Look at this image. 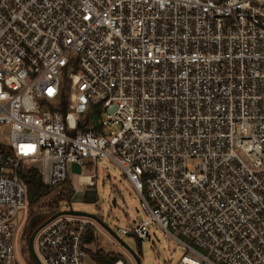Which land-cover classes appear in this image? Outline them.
Returning <instances> with one entry per match:
<instances>
[{
  "label": "built area",
  "instance_id": "obj_1",
  "mask_svg": "<svg viewBox=\"0 0 264 264\" xmlns=\"http://www.w3.org/2000/svg\"><path fill=\"white\" fill-rule=\"evenodd\" d=\"M99 160L139 196L121 235L264 264V0H0V264H23L20 173L58 187ZM90 227L41 228L39 264H84Z\"/></svg>",
  "mask_w": 264,
  "mask_h": 264
},
{
  "label": "rangeland",
  "instance_id": "obj_2",
  "mask_svg": "<svg viewBox=\"0 0 264 264\" xmlns=\"http://www.w3.org/2000/svg\"><path fill=\"white\" fill-rule=\"evenodd\" d=\"M69 93L70 90L68 89ZM33 168L42 170V164H35ZM80 175L93 176L96 187L91 188L80 185ZM69 179L75 195L70 204H59V211L69 210L71 207L74 211L92 215L100 220L116 237L112 236L96 221L84 218L93 223V229L96 233V243L87 247L86 250L89 253H86L84 264H94L91 255L96 253V251H102L113 257H119L126 264H135L129 250L137 254L138 243L129 235H121L118 233V230H130L134 226L135 221L141 220L139 196L119 168L107 160H99L96 164H92L83 170L75 165H71ZM85 192L95 193L96 201L94 203H84L83 195ZM54 196L55 193L45 198L37 207H28L21 215V220L24 219L23 229L17 238L16 247L23 264H36L29 253L27 242L31 233L30 231H34L55 214L47 206L48 202L53 201ZM39 208L41 209L39 210ZM148 232L149 239L141 244V264H176L184 255L182 248L177 247L176 243L155 224H152L148 228Z\"/></svg>",
  "mask_w": 264,
  "mask_h": 264
},
{
  "label": "trees",
  "instance_id": "obj_3",
  "mask_svg": "<svg viewBox=\"0 0 264 264\" xmlns=\"http://www.w3.org/2000/svg\"><path fill=\"white\" fill-rule=\"evenodd\" d=\"M63 112L64 113L66 112L65 108ZM20 179L24 183L26 190H27V202H28L29 207H37L38 204L42 200H44L45 198H48L49 196L55 193L53 201L48 202L47 206L49 207L51 211L58 213L57 211L58 205L61 203L70 204L71 200L73 199L75 195L74 193L75 191L72 187L70 180H67L66 182L62 183L58 187H48L44 185L43 177L41 173L33 168L24 169L20 173ZM95 199H96L95 193L85 192V194L83 195L84 203H94L96 201ZM40 209L41 208H39V210ZM30 232H31L30 233L31 235L33 231H30ZM129 236L133 237V235H129ZM84 243L86 246H90L96 243L95 230L93 229V227H90ZM137 243H138L137 256L140 258L142 256L141 255V244L138 241ZM86 253H89V252L86 250ZM91 258L94 264H114L118 262L119 260H121L119 257H113L109 255L108 253L106 254L102 251H96V253L91 255Z\"/></svg>",
  "mask_w": 264,
  "mask_h": 264
},
{
  "label": "water",
  "instance_id": "obj_4",
  "mask_svg": "<svg viewBox=\"0 0 264 264\" xmlns=\"http://www.w3.org/2000/svg\"><path fill=\"white\" fill-rule=\"evenodd\" d=\"M60 216H72V217H77V218H89V219H92L94 221H96L98 224H100L103 228H105L112 236H114L113 233H111L103 224L100 220H98L96 217L92 216V215H89V214H86L84 212H78V211H74L72 208H70L69 210L67 211H60L58 213H55L54 215H52L49 219H47L44 223H42L40 226H38L34 231L33 233L30 235L29 239H28V242H27V246H28V250H29V253L30 255L33 257L34 261L36 264H39L37 258H36V255L34 253V238L37 234V232L43 228L44 226H46L47 224H49L51 221H53L54 219L60 217ZM115 237V236H114ZM116 238V237H115ZM118 240V239H116ZM119 241V240H118ZM120 242V241H119ZM121 243V242H120ZM122 244V243H121ZM124 246V245H123ZM127 250H129L127 247H125ZM130 255L132 257V259L134 260L135 264H141L140 263V258L137 256L136 253L130 251Z\"/></svg>",
  "mask_w": 264,
  "mask_h": 264
},
{
  "label": "bare ground",
  "instance_id": "obj_5",
  "mask_svg": "<svg viewBox=\"0 0 264 264\" xmlns=\"http://www.w3.org/2000/svg\"><path fill=\"white\" fill-rule=\"evenodd\" d=\"M82 181H83V182H87V181H88V179L84 178V179H82Z\"/></svg>",
  "mask_w": 264,
  "mask_h": 264
},
{
  "label": "crops",
  "instance_id": "obj_6",
  "mask_svg": "<svg viewBox=\"0 0 264 264\" xmlns=\"http://www.w3.org/2000/svg\"><path fill=\"white\" fill-rule=\"evenodd\" d=\"M77 191V190H76ZM95 236H96V233H95ZM92 246V245H91ZM89 247V246H88Z\"/></svg>",
  "mask_w": 264,
  "mask_h": 264
}]
</instances>
